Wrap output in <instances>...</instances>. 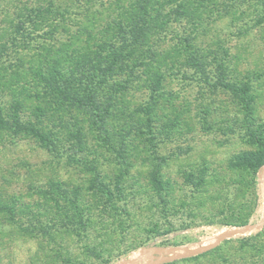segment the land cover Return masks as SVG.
Instances as JSON below:
<instances>
[{
    "label": "trees",
    "instance_id": "obj_1",
    "mask_svg": "<svg viewBox=\"0 0 264 264\" xmlns=\"http://www.w3.org/2000/svg\"><path fill=\"white\" fill-rule=\"evenodd\" d=\"M96 1L84 0L87 6H80L76 21L72 1L62 11L51 0H9L3 5L7 9L0 20V141L34 139L46 150L63 152L96 179L97 156L107 151L126 172L142 146L148 154L147 144L179 137L184 126L192 130L172 79L231 92L253 123L260 91L248 78L236 79L231 47L218 34L208 45L197 41L212 21L235 5L250 6L251 0H102L94 8ZM255 1L262 6L255 23H264V0ZM141 89L149 92L148 98L136 101ZM245 126L254 149L236 154L222 167L204 162L182 170L188 189L180 196L177 180H164L161 165L156 166L153 179L162 210L182 212L187 220L178 226L169 223L167 231L248 223L258 204L256 175L264 165V130L261 125ZM92 187L104 193L102 205L115 210L119 190L114 192L100 180ZM73 193L64 204L42 194L46 209H52L50 222L57 223L61 214L82 220L91 212L82 190ZM26 206L16 193L7 195L0 188V236L40 234L56 242L57 232L47 230L42 216L25 211ZM4 225L10 226L8 232ZM235 241L238 246L233 247ZM227 246L235 253L224 261ZM202 255L212 259L208 264H264V225Z\"/></svg>",
    "mask_w": 264,
    "mask_h": 264
},
{
    "label": "rangeland",
    "instance_id": "obj_2",
    "mask_svg": "<svg viewBox=\"0 0 264 264\" xmlns=\"http://www.w3.org/2000/svg\"><path fill=\"white\" fill-rule=\"evenodd\" d=\"M6 1L9 0H0V20L6 14L7 8L3 7ZM51 1L59 11L72 1L70 4L75 7L71 13L75 21L81 17L80 6H87L84 0ZM101 1L97 0L94 8ZM261 9V4L255 0L250 1V6L235 5L229 14L212 21L197 40L205 46L212 42L213 35L218 34L231 47V55L236 57L233 61L236 79L244 76L260 91L255 116L251 117L252 124L231 92L205 86L203 89L190 80L172 79V86L180 91L177 102H183L187 107L186 125H190L192 130L184 126V133L179 137L155 140V146L147 144L148 154L143 152V146L140 147L141 152L130 159L132 165L126 172L121 171L116 159L107 151L104 156H97L99 179H96L80 164L68 160L63 152L46 150L34 139L10 141L4 138L0 141V188L7 195L16 193L27 203L25 211L37 212L42 216L40 220L46 229L57 232L56 242L40 234L34 238L14 232L3 234L0 236V264H147L165 254L207 245L215 241L219 232L233 227L214 223L167 231L169 223L178 226L187 220L182 212L172 215L162 210L153 174L157 171L156 166L161 165L160 175L164 180H177L176 194L180 196L188 189L182 170L204 162L222 167L236 154L254 149L247 140L245 125H261L258 127L264 130V23H255ZM148 95L146 89H141L134 99L143 101ZM263 173L264 165L256 175L258 204L248 223L260 221L264 214ZM99 180L109 184L114 192L119 190L116 191L115 210L105 208L102 205L104 193L94 191L92 185ZM77 188L82 190L81 194L91 207V212L85 213L86 219L83 215L82 220L73 221L61 214L57 223L50 222L48 217L52 209H46L42 194L46 192L48 199L58 198L64 204L74 196L73 190ZM34 201L44 204H35ZM49 201L55 205L53 200ZM28 217L27 214L22 219L26 221ZM263 225L248 234L229 239L252 235ZM2 228L7 232L10 230L7 225ZM232 246H238V243L235 241ZM226 250L229 253L222 259L224 261L235 253L229 246ZM205 252L168 261L167 264L213 262L208 255H202ZM47 254H53L52 260Z\"/></svg>",
    "mask_w": 264,
    "mask_h": 264
},
{
    "label": "water",
    "instance_id": "obj_3",
    "mask_svg": "<svg viewBox=\"0 0 264 264\" xmlns=\"http://www.w3.org/2000/svg\"><path fill=\"white\" fill-rule=\"evenodd\" d=\"M264 224V214L262 216V219L258 222H249L243 225L239 226H233L230 227V229L221 235L217 237V239L207 245L197 247V248H191L187 249L178 253H172V254H165L160 258H157L147 264H162L163 262L173 261L176 259H181L184 257L192 256L198 253H202L208 250L213 249L218 244H220L224 239H229L232 237H235L237 235H243L248 234L251 231L257 230L259 227H261Z\"/></svg>",
    "mask_w": 264,
    "mask_h": 264
},
{
    "label": "bare ground",
    "instance_id": "obj_4",
    "mask_svg": "<svg viewBox=\"0 0 264 264\" xmlns=\"http://www.w3.org/2000/svg\"><path fill=\"white\" fill-rule=\"evenodd\" d=\"M261 182L263 183V187H264V173H263V175H262ZM262 189H263V188H262ZM228 230H229V229H228ZM228 230H226V231H228ZM226 231H224V232H226ZM224 232H223V231L219 232V235H221V234L224 233ZM219 235H218V236H219ZM218 236H217V237H218ZM217 237H216V239H217ZM216 239H215V240H216Z\"/></svg>",
    "mask_w": 264,
    "mask_h": 264
}]
</instances>
